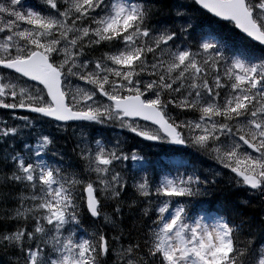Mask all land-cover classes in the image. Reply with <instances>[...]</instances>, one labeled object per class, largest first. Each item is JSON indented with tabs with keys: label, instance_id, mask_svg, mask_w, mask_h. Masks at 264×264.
Here are the masks:
<instances>
[{
	"label": "snow or ice",
	"instance_id": "snow-or-ice-1",
	"mask_svg": "<svg viewBox=\"0 0 264 264\" xmlns=\"http://www.w3.org/2000/svg\"><path fill=\"white\" fill-rule=\"evenodd\" d=\"M0 264H264V0H0Z\"/></svg>",
	"mask_w": 264,
	"mask_h": 264
},
{
	"label": "trees",
	"instance_id": "trees-1",
	"mask_svg": "<svg viewBox=\"0 0 264 264\" xmlns=\"http://www.w3.org/2000/svg\"><path fill=\"white\" fill-rule=\"evenodd\" d=\"M237 195H239V193H237Z\"/></svg>",
	"mask_w": 264,
	"mask_h": 264
}]
</instances>
